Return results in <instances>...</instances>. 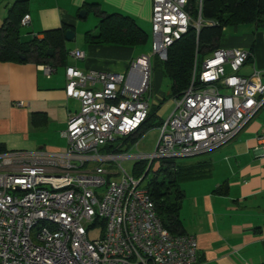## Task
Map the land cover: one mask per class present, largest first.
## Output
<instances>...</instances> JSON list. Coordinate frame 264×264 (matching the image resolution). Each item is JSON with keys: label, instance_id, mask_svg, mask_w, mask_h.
<instances>
[{"label": "built area", "instance_id": "1", "mask_svg": "<svg viewBox=\"0 0 264 264\" xmlns=\"http://www.w3.org/2000/svg\"><path fill=\"white\" fill-rule=\"evenodd\" d=\"M187 1L153 0L151 53L131 61L126 73L66 68L65 93L80 102V109L69 114L62 132L65 151L0 153V264L198 261L195 237L170 233L148 190L139 188L143 179L126 173L120 163L133 158L146 160L148 167L153 160L209 152L264 110L259 72L240 74L251 52L216 48L201 62L195 55L190 83L158 126L153 152L120 153L148 116L154 59L165 61L169 46L193 22ZM29 22V14L20 19L21 26ZM202 24L199 16L194 25L199 30ZM52 70L43 66L47 75ZM255 151L264 158V134Z\"/></svg>", "mask_w": 264, "mask_h": 264}, {"label": "crops", "instance_id": "2", "mask_svg": "<svg viewBox=\"0 0 264 264\" xmlns=\"http://www.w3.org/2000/svg\"><path fill=\"white\" fill-rule=\"evenodd\" d=\"M17 1L0 0L4 5L0 26L8 17L15 18ZM152 5L153 0H27L21 14L30 16V30L26 32L29 39L42 38L44 31L62 26L71 27L67 30H72L74 36L71 40L65 38L67 55L62 61H0V145L8 151H65L66 144L58 145V139L63 136L69 114L80 109V102L65 93L66 68L126 73L131 61L148 54L140 45L148 41V32L152 37ZM90 13L94 15V29L84 31L81 43L71 44ZM98 13L130 18L145 33V41L135 45L87 41L85 33L98 30ZM20 36V42L29 41H22ZM217 48L249 50L251 57L240 74L244 68L248 73L242 75L256 69L264 83V23L223 27ZM75 51H82L83 57L75 58ZM44 65L53 68L49 75L43 71ZM153 66L151 87L155 62ZM164 101L158 100L159 105L153 103L151 108L157 112ZM251 121L223 146L181 162L189 174L181 185L185 195L179 216L184 233L194 236L197 242L199 258L194 264L264 262V158L255 151L258 137L264 134V122Z\"/></svg>", "mask_w": 264, "mask_h": 264}, {"label": "trees", "instance_id": "3", "mask_svg": "<svg viewBox=\"0 0 264 264\" xmlns=\"http://www.w3.org/2000/svg\"><path fill=\"white\" fill-rule=\"evenodd\" d=\"M27 0H18L15 4L13 17H8L0 26V61H24L49 64L51 59L62 61L66 55L65 31L71 27L62 26L43 32V37H32L29 41H19L21 8ZM201 5L199 7V3ZM186 8L190 12L192 23L180 39L173 42L167 51V59L158 61L156 65L161 68L163 75L170 80L169 96L177 97L188 87L193 70L195 55L199 62L210 55L216 48L222 34L223 27L239 23H264V0H188ZM98 30L95 33L86 32L85 38L89 42L97 43H120L123 45L141 44L145 41V33L136 26L128 17L119 14H101ZM202 18L203 24L199 30L195 27L198 17ZM210 22V23H209ZM48 50L52 51L49 56ZM55 55L58 56L56 59ZM199 57L201 58L199 60ZM157 119L155 109L151 108L146 120L140 127L139 132L130 139L133 145L145 131L152 127H158L163 122ZM128 148V147H127ZM119 151L121 149H118ZM0 145V153L7 152ZM175 159L157 160L159 165L153 170L156 160L150 163L149 169L143 180L152 172L148 183V193L154 203L156 215L161 224L172 234L184 233L180 209L184 198L182 182L189 171L180 167L171 168ZM165 164V165H164ZM170 164V165H169ZM147 167L146 160H139L133 169L136 178L141 177ZM161 172L162 177L158 178ZM142 180V181H143ZM264 264V262L258 263Z\"/></svg>", "mask_w": 264, "mask_h": 264}, {"label": "rangeland", "instance_id": "4", "mask_svg": "<svg viewBox=\"0 0 264 264\" xmlns=\"http://www.w3.org/2000/svg\"><path fill=\"white\" fill-rule=\"evenodd\" d=\"M4 5H2L0 3V9L1 7H3ZM93 13H90V15L87 17V19H85L84 21H82V28L79 27L77 29L78 34L75 36V40L72 41L71 44H75V43H81L82 42V36L85 30L87 29H94V23L93 22ZM88 25H92L91 28H83L84 26H88ZM82 29V30H81ZM29 26H21L20 28V38L22 41H27L29 39V36L26 35V32H28ZM149 34V39L148 41L143 44L140 45L141 50L144 53H151V41H152V37L150 32H148ZM70 46V45H69ZM201 58L199 57V60ZM154 62L157 64L158 63V59L155 58ZM154 67V66H153ZM155 71H153V87H151V91L150 94L149 92L146 93V95L149 97L150 96V103L153 104L154 106L159 105L158 104V100H161L162 98H165V101L163 102V104L158 108L157 112H155V115L157 116V119H166L168 117V115L171 113V111L174 108V98L169 96L170 93V80L161 73V68L156 65L155 66ZM229 70V69H227ZM242 74H247V69L244 68L243 71H241ZM77 104V103H76ZM76 104L74 103L73 105L76 106ZM78 105V104H77ZM155 119V120H157ZM263 123L264 122V110H260L252 119L251 124L253 123ZM159 136V128L158 127H152L150 129H148L147 131L144 132V134H142L137 141L131 146V144L133 143L130 139H128L127 141H125V147L122 148V152L120 153H124V152H128L130 154H147V153H151L153 152L157 139ZM133 138V137H132ZM58 145L61 146H65L66 144V139L63 136H60L58 139ZM128 147V148H127ZM199 158H202L203 156H198ZM191 158V157H190ZM190 158H181V159H175V163L174 165L171 164V168H176L181 166V162L182 161H192L194 159H197V157H192L193 159ZM136 159L130 158V159H123L120 161L121 163V167L125 170L126 173H128L129 175L133 176L136 178V174L134 172V165L136 163ZM159 163L156 160L154 165H153V170H156L158 167ZM165 165V164H164ZM170 165V164H169ZM152 172H150L149 176L147 178H145L143 181L140 182L139 184V188L142 189H147L148 188V183L150 180V177L152 176ZM158 178L160 179V177H162V173L159 172L157 173ZM142 176V175H141ZM183 182V181H182ZM182 182L180 181V185H183ZM186 182V181H185ZM98 232H92L90 233V236L93 238V236H97Z\"/></svg>", "mask_w": 264, "mask_h": 264}, {"label": "water", "instance_id": "5", "mask_svg": "<svg viewBox=\"0 0 264 264\" xmlns=\"http://www.w3.org/2000/svg\"><path fill=\"white\" fill-rule=\"evenodd\" d=\"M82 13H83V11L80 12V14H82ZM73 36H74V33H73L72 30H67L65 32V38H66V40H71L73 38ZM48 54H51V51L50 50H48ZM148 169H149V166L145 169L144 173L140 177V180L145 176V174L147 173Z\"/></svg>", "mask_w": 264, "mask_h": 264}]
</instances>
